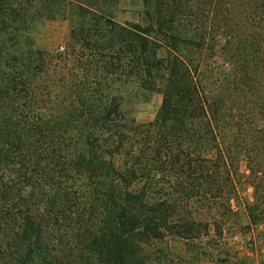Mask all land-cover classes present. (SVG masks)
I'll return each mask as SVG.
<instances>
[{
    "label": "trees",
    "instance_id": "trees-1",
    "mask_svg": "<svg viewBox=\"0 0 264 264\" xmlns=\"http://www.w3.org/2000/svg\"><path fill=\"white\" fill-rule=\"evenodd\" d=\"M114 1L0 0V264H165L241 217L264 237V0ZM55 18L65 48H38Z\"/></svg>",
    "mask_w": 264,
    "mask_h": 264
},
{
    "label": "rangeland",
    "instance_id": "rangeland-1",
    "mask_svg": "<svg viewBox=\"0 0 264 264\" xmlns=\"http://www.w3.org/2000/svg\"><path fill=\"white\" fill-rule=\"evenodd\" d=\"M106 8L107 15L118 22L147 21L142 0H116L109 2ZM69 29L67 19L47 21L36 36V46L50 52L62 51ZM165 54V49L159 50V55ZM131 88L129 86L126 92ZM161 101L162 95L155 91H130L126 94L122 108L129 111L138 122H148L154 119ZM251 192L252 188L245 186L241 196L250 198ZM245 222L243 217L232 218L227 223L219 222L223 233L214 237L203 236L195 246H185L182 242L164 243L160 253L162 260L165 264H187L185 260L194 261L193 264H264V237L259 235V228L248 229Z\"/></svg>",
    "mask_w": 264,
    "mask_h": 264
}]
</instances>
